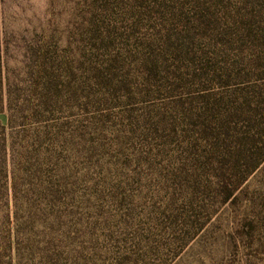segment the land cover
<instances>
[{
	"label": "rangeland",
	"instance_id": "374dc122",
	"mask_svg": "<svg viewBox=\"0 0 264 264\" xmlns=\"http://www.w3.org/2000/svg\"><path fill=\"white\" fill-rule=\"evenodd\" d=\"M0 30L15 98L32 46L71 62L48 125L86 137L40 147L61 171L41 181L65 184L52 210L31 180L16 196V172L12 190L0 113V264L27 244L51 264L54 211L72 239L59 264L83 248L89 264H264V0H0Z\"/></svg>",
	"mask_w": 264,
	"mask_h": 264
},
{
	"label": "trees",
	"instance_id": "16d2710c",
	"mask_svg": "<svg viewBox=\"0 0 264 264\" xmlns=\"http://www.w3.org/2000/svg\"><path fill=\"white\" fill-rule=\"evenodd\" d=\"M92 1H94V5L95 3L97 5L101 2V0ZM52 54L55 56L57 53L55 50L50 53L49 50H46L44 44L31 47L27 58L28 64L25 66L28 77L23 81L17 82L15 98L14 92L9 90L11 87L4 84L3 67L1 65L0 30V113L5 112L7 114V126L10 127V129L16 127V130H18L16 133V149H13L15 148V145H13L14 142L10 143L9 146H7L5 141L2 143L4 150L6 149L5 151L8 150L9 152L10 161L8 160V166L11 168V187L12 190L14 189L15 191V172L16 196L18 188L17 179L23 180L25 186L26 181L31 180L32 184L33 182H36V186L33 185V190L38 196L42 198L46 197L48 199L46 205L54 210L59 206H63V204L65 205L62 192L59 191V189L63 188L65 184L63 179H60L63 183H60L59 179L50 184H44L41 181L44 173L42 168L45 166L56 167V165L52 163L54 160L53 154L55 153L51 152L50 154L43 156L44 152H42L40 147H42L44 143H50L51 146H55L57 149L61 147V149L64 148V150L71 151L74 154L75 147L73 140L81 143L84 142L86 137L80 136L79 138L76 135L78 132L74 131L70 136L72 138V143L69 140H62V142H60L62 137L56 132L57 129L48 125V115L53 109L58 107L57 105L60 101L61 93L66 90L68 95L72 94L70 79L75 76V68L70 61H68L67 64H63L62 57L60 58L58 56V59H53ZM60 59H62V61H60ZM64 77L69 81L66 85L62 82V78ZM41 125H43V127L36 130H26L27 126L33 128ZM79 133H81V131ZM52 172L53 176L57 177L61 174V171L57 167L53 168ZM28 190L31 189H27L26 192H28ZM34 216L36 215L33 214L30 216V221L28 219V222L36 224L38 218ZM50 217L52 220L50 227L42 229L41 232L47 231L46 235H44L46 238L45 247L48 248L47 250L52 249L51 252H49L51 256L48 255L47 257V255L44 254L45 252H42L41 256L44 257V260L47 262H51V264H59L61 258L66 256L65 253H67V257L64 259L70 261L72 256L68 251L66 252V246H69V243L71 244L72 239L70 238L68 231L62 225H57L62 222L61 220L65 216L64 214H59L54 211L51 212ZM26 234L27 236L28 234L34 236L33 229L29 230ZM85 234L87 235V233ZM17 246L16 264H20L21 261H25L24 264L30 263L35 251L37 252V250H39V248H36L38 247L37 245L27 244L25 246V252H23L24 258L18 259L19 249ZM42 248L44 249V247ZM85 249H81L78 256L79 258H76L75 262L78 261L79 264H89L88 260H84Z\"/></svg>",
	"mask_w": 264,
	"mask_h": 264
}]
</instances>
